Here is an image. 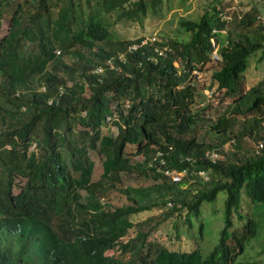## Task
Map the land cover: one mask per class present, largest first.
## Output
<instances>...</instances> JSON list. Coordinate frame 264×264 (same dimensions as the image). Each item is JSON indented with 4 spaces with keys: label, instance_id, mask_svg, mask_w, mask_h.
<instances>
[{
    "label": "trees",
    "instance_id": "obj_1",
    "mask_svg": "<svg viewBox=\"0 0 264 264\" xmlns=\"http://www.w3.org/2000/svg\"><path fill=\"white\" fill-rule=\"evenodd\" d=\"M164 1L0 0V24L7 20L0 37V264H236L259 236L261 222L247 214L233 228L232 216L243 220L242 192L264 204V80L244 92L241 83L250 57L264 51V20L256 19L264 0L236 30L214 6L179 22L186 41L156 36L141 46L144 36L115 37L114 23L142 22ZM132 44L138 47L128 52ZM214 51L220 67L207 88L220 94L219 104L238 95L208 123L220 140L212 144L198 139L192 79L215 61ZM118 54L125 61L113 60L110 69L107 60ZM108 124L115 137L102 134ZM89 151L104 157L95 182ZM207 151L217 154L214 162ZM137 156L143 161L133 162ZM120 173L161 181L138 192L139 200L122 190L127 202L113 206L106 200ZM220 192L223 227L206 255L197 241L182 250L148 240L171 218L191 228L202 204ZM168 204L147 232L127 238L145 223L139 216Z\"/></svg>",
    "mask_w": 264,
    "mask_h": 264
},
{
    "label": "rangeland",
    "instance_id": "obj_2",
    "mask_svg": "<svg viewBox=\"0 0 264 264\" xmlns=\"http://www.w3.org/2000/svg\"><path fill=\"white\" fill-rule=\"evenodd\" d=\"M181 1L182 0L164 1L156 14L148 15L142 22L119 20L113 24L111 30L115 37L121 40H132L141 36L151 38L156 36L172 37L177 35L180 40L186 41L189 39V34L179 31L178 29L181 20H197L205 11L211 10V7L215 6L217 10L221 11L223 19L227 21L228 30H236L239 21L249 18L250 15L254 16L253 11L255 7H260L261 2H263V0H187L186 3L182 5ZM263 14V10H261L260 13H256V19L259 24L262 21ZM6 26L7 20L0 24V37L5 33ZM213 53L215 61L208 63L201 72H197V70L193 71L195 75L192 79V85L195 87L196 93L194 110H200V120L197 123L198 126L195 127L198 132V139L212 144L219 143L220 140L210 131L208 123L215 117L218 110H222L229 105L238 95L235 94L231 97L224 98L223 103L219 104L218 98H220V94L214 93L213 95L211 94V89L207 88L212 83V72L218 70L220 67L216 62L218 57L215 55V51ZM242 76L241 83L243 92L244 87L250 89L254 88L259 82L264 80V51L260 50L250 57L249 66ZM235 107L237 106H232L230 109ZM239 108L242 109L243 106ZM249 120L251 121V119ZM238 121L239 123L237 125L240 126L243 120L240 119ZM102 134L115 137L117 129L108 124L102 129ZM246 141L248 142L247 139ZM253 145L254 147L247 149L249 153L253 152V148L256 150V145ZM229 148L230 143L226 142L223 145L224 152H228ZM89 158L94 164L91 181L95 182L100 179L102 172L101 165L104 157L97 151H89ZM131 159L133 162L143 161L142 156L132 157ZM115 180L118 182L116 183V191L111 190L110 198L106 200L113 206H120L127 202L126 193L122 190H127L128 193L134 195L139 200L138 192L145 193L148 190L147 188L161 181L155 180L152 177H140L126 173H120ZM188 184L182 186V189H187V191L191 189L190 191H193L195 185L191 186ZM17 190L18 189H15V192H17ZM81 195L85 196V192L82 191ZM153 195L155 196V194ZM224 199L225 194L220 192L213 203H203L201 207L202 217H200V219L193 218L191 228L184 224L182 219L181 221H177L175 218H171L161 224L157 230L149 233L148 240L168 245L173 249L179 248L182 250H190L196 243L195 241H197L204 253L203 255H206L217 243L219 232L223 227ZM141 203H147V201H141ZM240 207L239 214L243 217V220L239 221L238 214L233 213V228L241 225L245 221L247 214L256 221L261 222V228L259 236L248 243L244 254L238 258L236 264H264V204L250 202L242 192ZM168 208H170L169 205H166L161 210L157 209L150 214L139 216L137 220L145 221V223L143 222L137 228L132 229L128 233L127 238H132L139 228L147 232L149 228L165 214ZM150 217L151 220H148ZM175 222H178L176 228H174ZM200 223H203L202 235L199 232ZM176 231L179 233V240L175 239Z\"/></svg>",
    "mask_w": 264,
    "mask_h": 264
},
{
    "label": "built area",
    "instance_id": "obj_3",
    "mask_svg": "<svg viewBox=\"0 0 264 264\" xmlns=\"http://www.w3.org/2000/svg\"><path fill=\"white\" fill-rule=\"evenodd\" d=\"M264 20V14H263V18ZM155 39L156 37H151V38H145L144 40H142L141 42V46L147 44V43H154L155 42ZM137 45L135 44H132L128 47V52H131V51H135L137 49ZM164 48L163 49H155V53L158 55V56H161L162 53L164 52ZM113 60H116L118 61V63H123L125 61V56L123 54H118L115 58H110L107 60L106 64L109 66V68H113ZM102 72L101 69H96L94 70V73L95 74H100ZM109 120V118H107V121ZM205 156L207 158H209L212 162H214L217 158V154L214 152V151H207L205 152ZM166 174H169V173H166ZM182 174H184V172L182 171ZM202 177L203 174H200ZM206 179V178H204ZM170 206V204H168Z\"/></svg>",
    "mask_w": 264,
    "mask_h": 264
}]
</instances>
